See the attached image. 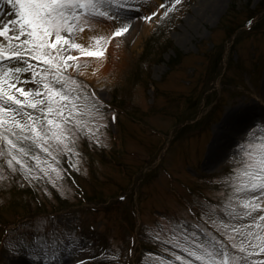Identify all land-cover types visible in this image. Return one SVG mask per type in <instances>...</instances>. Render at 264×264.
Listing matches in <instances>:
<instances>
[{"label": "rangeland", "instance_id": "rangeland-1", "mask_svg": "<svg viewBox=\"0 0 264 264\" xmlns=\"http://www.w3.org/2000/svg\"><path fill=\"white\" fill-rule=\"evenodd\" d=\"M142 2L155 8L158 18L146 22L138 8L120 9L122 17H133L135 26L113 36V27L97 16L93 23L113 40L98 41L96 51L104 54L79 56L69 70L74 77L70 86L86 98L80 104L79 119L91 120L84 109L95 103L93 96H100L114 110L103 111L104 119L87 141L69 145L70 155L61 148H53L49 154L33 151L31 155H37L41 163L30 158L28 162L42 175H34L31 186L0 180V228L36 212L56 213L63 222L75 217L77 231L82 226L80 233L91 237L84 235L87 252L95 253L93 235L98 240H94L95 246L109 252L110 258L115 253L107 245L128 247L135 236L136 245L147 244V249L141 259H134L139 254L135 245V254L125 253L121 264H137V258L139 264H156L154 254H164L163 248L154 239L149 243V238L139 235L142 223L149 237L154 235L150 222L158 213L186 204L190 191H212L233 163L229 155L219 160L213 172L202 170L214 127L228 111L239 112L249 104L259 114L252 112L242 128L255 120L248 135L264 136L260 124L264 117V0H219L216 11L206 18L198 14L206 11L205 0ZM198 7V15H192ZM94 30L78 32L74 39L84 45ZM181 38L187 41L182 43ZM244 135L243 131L240 138ZM59 143L62 147L64 142ZM6 148L0 136V151ZM228 150L231 154L232 147ZM3 175L6 172L0 163ZM214 178L219 182L214 183ZM79 193L91 202L120 203L96 213L82 207L85 200ZM61 200L66 209L51 212L60 207ZM129 212L141 216L138 232H132ZM203 228L201 224L200 230ZM52 240L61 256L70 240L79 243L64 231ZM164 255L174 260L170 254ZM103 257L99 254L95 261ZM17 258L31 264L27 257L13 258L0 251V264H19Z\"/></svg>", "mask_w": 264, "mask_h": 264}, {"label": "snow or ice", "instance_id": "snow-or-ice-1", "mask_svg": "<svg viewBox=\"0 0 264 264\" xmlns=\"http://www.w3.org/2000/svg\"><path fill=\"white\" fill-rule=\"evenodd\" d=\"M133 8L143 13L146 22L158 18V11L142 0H0V136L7 144L0 151V158L7 157L0 160L6 172L0 180L31 186L33 176L42 175L28 162L30 158L41 163L31 155L33 151L49 154L61 148L70 155V144L92 136L104 119L103 111L110 109L104 99L93 96L95 103L84 109L91 120L79 119L86 98L70 86L74 77L69 70L79 56L99 57L104 52L89 50L74 37L93 28L97 16L113 27V36L127 33L135 26L133 17L119 13ZM260 124L264 126V117ZM255 126L253 120L244 128V136L232 140L233 163L212 191H190L186 204L158 213L150 222L154 226L150 237L142 223L139 235L149 238V243L154 239L164 254L174 258L157 252L156 264H264V136L248 135ZM220 128L221 140L227 141L234 131L231 113ZM221 147L211 146L209 151ZM74 219L63 222L56 213L36 212L6 224L0 228V251L13 258L27 257L31 264H57L61 250L52 237L64 231L78 238L83 228L77 231ZM136 241L134 236L130 246L118 245L119 251L107 245L115 255L96 262V254L84 250L86 244L70 240L65 251L76 254L62 264H121L125 253L135 254Z\"/></svg>", "mask_w": 264, "mask_h": 264}, {"label": "bare ground", "instance_id": "bare-ground-1", "mask_svg": "<svg viewBox=\"0 0 264 264\" xmlns=\"http://www.w3.org/2000/svg\"><path fill=\"white\" fill-rule=\"evenodd\" d=\"M205 1H206V5H205L206 11L205 12L200 11L198 13V14H201L203 18L210 17V15H212L216 11L219 5L218 3L219 0H205ZM199 9L200 7L196 8L195 11L192 13V15H198L197 12ZM95 26H98V24L94 23V27H93V29H95L94 32L85 38L87 39L86 42L84 41V46H87L88 49L92 51H96L98 41L101 42L103 38H104L103 40L110 41V42L111 40H113L111 37H106L108 34L106 31L98 27H95ZM191 26H195V23H193ZM180 41L182 43H185L187 40L186 38H181ZM263 81H264V78H262L261 83ZM249 100L251 103H253L251 98H249ZM252 112H255V116H258L259 114L256 108L254 110L249 104H244V109L240 110L239 112L237 111L233 112V110H230L226 113V114L231 113V115L234 118V131L232 132V134L230 135L227 141L221 140V128H220V125L222 121L224 120L226 114L223 120H221L220 123L214 127L213 132H212V138L210 140V143L207 146V149L204 154L203 161H202V170L204 172H212L215 169V167L219 165L220 162L226 157L227 150L228 148L231 147L232 140L240 139V136L243 133L242 125L244 124V122L248 121ZM215 145H222V147L220 148L219 151L210 153L209 148ZM62 260L64 261L65 258L63 257ZM17 262L19 264H24L21 260Z\"/></svg>", "mask_w": 264, "mask_h": 264}, {"label": "trees", "instance_id": "trees-1", "mask_svg": "<svg viewBox=\"0 0 264 264\" xmlns=\"http://www.w3.org/2000/svg\"><path fill=\"white\" fill-rule=\"evenodd\" d=\"M80 191V190H79ZM92 192V191H91ZM93 192H97V190H93ZM79 195L81 196L80 198L82 199L84 196H82L80 193ZM85 200V198H83ZM87 200H85L84 202H90L92 199H89V198H86ZM95 202H98L97 200H93ZM64 205H65V202L63 200H61L60 202V207L58 208V210H61V209H64Z\"/></svg>", "mask_w": 264, "mask_h": 264}]
</instances>
